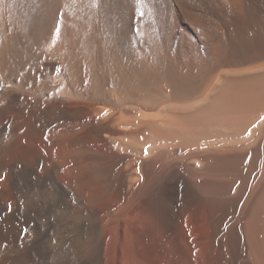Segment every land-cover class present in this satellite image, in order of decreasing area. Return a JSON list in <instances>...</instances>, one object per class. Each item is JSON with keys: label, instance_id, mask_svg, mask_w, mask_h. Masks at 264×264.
<instances>
[{"label": "bare ground", "instance_id": "bare-ground-1", "mask_svg": "<svg viewBox=\"0 0 264 264\" xmlns=\"http://www.w3.org/2000/svg\"><path fill=\"white\" fill-rule=\"evenodd\" d=\"M0 264H264V0H0Z\"/></svg>", "mask_w": 264, "mask_h": 264}, {"label": "snow or ice", "instance_id": "snow-or-ice-1", "mask_svg": "<svg viewBox=\"0 0 264 264\" xmlns=\"http://www.w3.org/2000/svg\"><path fill=\"white\" fill-rule=\"evenodd\" d=\"M7 211H11V205L8 206Z\"/></svg>", "mask_w": 264, "mask_h": 264}]
</instances>
